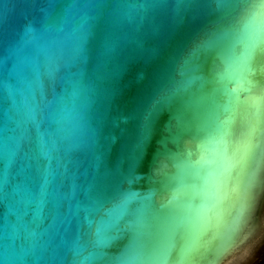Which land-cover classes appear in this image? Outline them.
I'll return each instance as SVG.
<instances>
[{
	"label": "water",
	"instance_id": "1",
	"mask_svg": "<svg viewBox=\"0 0 264 264\" xmlns=\"http://www.w3.org/2000/svg\"><path fill=\"white\" fill-rule=\"evenodd\" d=\"M224 175L264 222V0H0V264H201Z\"/></svg>",
	"mask_w": 264,
	"mask_h": 264
},
{
	"label": "clouds",
	"instance_id": "2",
	"mask_svg": "<svg viewBox=\"0 0 264 264\" xmlns=\"http://www.w3.org/2000/svg\"><path fill=\"white\" fill-rule=\"evenodd\" d=\"M236 191L230 188L228 175L218 181L205 230L193 248L201 264H250L254 248L264 241V222L254 221L245 202L233 205L234 211L226 206L230 193Z\"/></svg>",
	"mask_w": 264,
	"mask_h": 264
}]
</instances>
